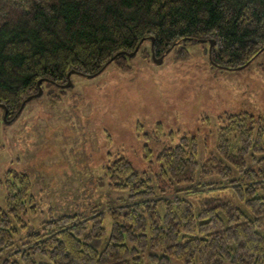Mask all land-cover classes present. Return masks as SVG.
I'll return each mask as SVG.
<instances>
[{
	"label": "trees",
	"instance_id": "1",
	"mask_svg": "<svg viewBox=\"0 0 264 264\" xmlns=\"http://www.w3.org/2000/svg\"><path fill=\"white\" fill-rule=\"evenodd\" d=\"M198 40L207 52L215 41L212 67H246L264 51V0H0V107L11 121L39 80L63 85L70 71L89 76L111 63L130 71L122 52L139 45L136 56L146 41L143 58L176 49L184 60ZM197 154L187 135L165 147L157 185L125 157L109 160L107 186L126 198L51 217L22 237L13 223L36 212L32 182L7 171L0 264H264V118L226 114L215 151L203 163Z\"/></svg>",
	"mask_w": 264,
	"mask_h": 264
},
{
	"label": "rangeland",
	"instance_id": "2",
	"mask_svg": "<svg viewBox=\"0 0 264 264\" xmlns=\"http://www.w3.org/2000/svg\"><path fill=\"white\" fill-rule=\"evenodd\" d=\"M186 47L187 59L178 60L175 49L156 64L140 54L146 41L128 61L130 71L111 63L93 77L72 74L70 87L46 82L11 121L0 107V208L7 171L32 182L36 212L27 208L21 223H13L21 237L51 217L106 210L126 198L107 186L109 160L125 157L157 185V155L181 136L197 140L196 159L203 163L215 151L226 114L264 118V51L246 67L219 69L211 66L206 44ZM103 226L108 234L107 212Z\"/></svg>",
	"mask_w": 264,
	"mask_h": 264
},
{
	"label": "water",
	"instance_id": "3",
	"mask_svg": "<svg viewBox=\"0 0 264 264\" xmlns=\"http://www.w3.org/2000/svg\"><path fill=\"white\" fill-rule=\"evenodd\" d=\"M151 41H152V44H151V45L153 46V39H152V38H151ZM198 42H200V43H204V40H198ZM208 44H209L208 52H209V54H210L211 49L215 46V41H214V40H209V41H208ZM138 48H139V45H138V47H137L133 52H131V53H125V52H122V54L125 55V56H127V57H129V58H131V57L135 56V54H136L137 51H138ZM167 52H168V51H167ZM167 52H166L164 55H162V56L156 57L155 54H154V52L151 51V58H152V60L154 61V63H156V64H161V63L163 62L164 56L167 54ZM111 61H112V60H111ZM105 68H106V65H105L101 70H99V72H97V73L94 74V75H89L88 77H93V76L98 75V74H99L100 72H102ZM240 68H243V67H240ZM72 74H75V71H70V72L67 74V81H66L65 84L61 85L62 87H70V86H72V82H71V75H72ZM40 83H41V80H39L38 83H37V85H38V91H37L35 94H33V95L27 97V98L24 100V102L21 104L19 110L17 111L16 115L14 116V118H16V116L22 111L23 107L25 106V104H26L28 101H30V100H32V99H34V98H37V97H40V96H41L43 90H42V88H41V86H40ZM1 107L4 108L3 106H1ZM6 117H7V111L4 109V118H3V119L6 120ZM14 118H13V119H14Z\"/></svg>",
	"mask_w": 264,
	"mask_h": 264
},
{
	"label": "bare ground",
	"instance_id": "4",
	"mask_svg": "<svg viewBox=\"0 0 264 264\" xmlns=\"http://www.w3.org/2000/svg\"><path fill=\"white\" fill-rule=\"evenodd\" d=\"M38 86V85H37ZM37 91H38V89H37Z\"/></svg>",
	"mask_w": 264,
	"mask_h": 264
}]
</instances>
